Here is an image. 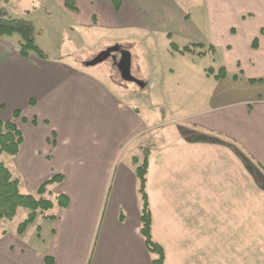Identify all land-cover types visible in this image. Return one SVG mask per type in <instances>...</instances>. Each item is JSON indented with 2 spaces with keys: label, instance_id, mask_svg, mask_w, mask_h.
<instances>
[{
  "label": "crops",
  "instance_id": "0c3cea01",
  "mask_svg": "<svg viewBox=\"0 0 264 264\" xmlns=\"http://www.w3.org/2000/svg\"><path fill=\"white\" fill-rule=\"evenodd\" d=\"M54 1L93 36L162 29L146 19L147 0H74L75 10ZM194 9L195 20L185 16L186 44L170 41L184 68H162L150 81L130 82L143 90L160 81V97L150 105L130 103L127 87L97 69L101 62L87 63L94 66L89 69L47 54L7 58L8 69L0 68V118L11 120L8 111H20L13 120L23 141L16 155L2 154L0 162L5 157L19 190L36 197L40 184L62 179L46 186L52 212H37L34 219L46 224L32 243L23 233H6L0 221V264H43L47 256L54 264H155L157 255L141 233L135 173L158 120L154 106L174 124L165 143L146 149L150 232L162 264H264V95L241 98L231 84L223 85L227 79L264 81V0H195ZM163 13L182 18L178 6ZM191 30L192 40L202 41L193 46L208 44L213 53L220 48L224 77L198 67L195 59L207 51L189 46ZM60 194L64 207L56 203Z\"/></svg>",
  "mask_w": 264,
  "mask_h": 264
},
{
  "label": "rangeland",
  "instance_id": "374dc122",
  "mask_svg": "<svg viewBox=\"0 0 264 264\" xmlns=\"http://www.w3.org/2000/svg\"><path fill=\"white\" fill-rule=\"evenodd\" d=\"M147 1L149 3V7L144 9L146 19L150 16V19H154L156 25L162 27V29L161 31L155 30L153 32L144 31L141 32L143 33L142 35L133 30L123 33L121 31L110 32L102 30V33L98 32V35L93 36L88 33V30L78 29L77 26H75L76 23L67 13L60 11L61 9L54 8L55 4L57 6L59 4L54 0H0V15L10 18H23L31 20L35 25L34 41L41 47L43 52L47 54L48 57L53 60H64L71 65L77 67L80 66L81 68L87 67L89 69H93L94 66L85 65L95 58L100 52L113 45L123 43L122 45H127L126 51L131 54V57L133 55L132 60L130 59L131 75L135 78L137 77V79L139 78L138 80L144 78L145 80L150 81L151 73H156L158 72L157 70L161 71L162 68H174L177 69V71L184 68L182 66L184 59H181L179 55L172 51L173 48L170 45V41L177 43L179 47H183V45L186 44H183L184 37L181 36L182 32L186 30V24H188L184 23L187 20L185 16L189 13V17L193 21L196 12L194 9L195 0ZM177 6L181 7L182 18L175 19L170 16V14L168 15L163 13V11H173V9ZM167 23H170V25H167ZM193 32L194 31L191 30L189 36L190 40L188 41L191 43V45H189L191 47L193 46L192 43L195 41L202 42L200 39L192 40ZM168 35L170 38L167 37ZM202 36H204V33ZM114 37L118 38V40L115 41L117 43L112 44L111 41L113 40L111 39ZM85 38L86 40L83 43L82 40ZM193 47H196L195 50L198 53L207 51L205 56L200 58L197 57L195 59L199 68L201 66H205L207 68L211 67L215 69V72H218L220 68L223 67V63L221 62V60H223V55L220 53V48L213 53L208 51V44L205 46L198 44ZM182 49L183 51L186 50L185 48ZM7 53L8 55H6ZM17 54L18 47L15 37L0 38V58H4L0 63V68L7 70L8 68L6 67L8 66V63L6 61L13 57V55ZM120 57L121 52L119 51V53L116 54V60H114L111 56L110 58L97 64V69L103 70V73L106 72V74L110 76L109 78L111 80L116 81L119 84L122 82L121 85L124 86V88L125 86L127 87V89H123V91H126L130 96V103L136 104L137 101V103L141 102L143 104L150 105L153 97H160V81H157L152 89L147 88L143 90L134 88L133 86L135 85L130 82L122 81L118 69H115L114 67V64L116 63L117 65ZM160 63H163L162 66H160ZM227 84H231L234 87L232 89L237 91L241 98L257 96L259 94L264 95V81L249 83L248 80L244 78H240L235 82L231 79H227L223 85L226 87ZM154 108H156L155 111L158 113V120H154L152 124L150 133L151 136L149 137V141L144 143L143 152H145L150 146L152 147L153 145L165 143L168 140V130H170V128H174V124L168 122L169 118L167 115L165 116L163 113L161 114V110H158L159 108L156 106H154ZM14 112L15 111H8L7 118L10 117L11 120L16 119V121H18V118H20L22 113L17 111L19 114L15 117L13 114ZM174 113H176L175 116H178L177 112ZM13 122H15V120H13ZM6 160L7 159L4 157L3 162L1 161L0 163L4 164L6 163ZM50 211L51 210H47L44 214H47ZM25 212L26 210L18 211L11 220H2L6 233L15 236L16 234L18 235L16 230L20 223L26 218L27 215ZM27 212L29 213L28 210ZM39 220L42 219H34V221L27 225L29 226L27 229L31 232H27V229L26 232H23L22 238L27 243H32L38 236L40 225L42 226V229L45 227V221ZM40 233L43 234L44 232Z\"/></svg>",
  "mask_w": 264,
  "mask_h": 264
},
{
  "label": "trees",
  "instance_id": "16d2710c",
  "mask_svg": "<svg viewBox=\"0 0 264 264\" xmlns=\"http://www.w3.org/2000/svg\"><path fill=\"white\" fill-rule=\"evenodd\" d=\"M64 5L70 10H75L74 0H64ZM35 25L31 20L23 18H10L0 15V38L15 37L18 47V55L22 58H28L30 55H35L41 59H47V55L43 52L40 46L34 41ZM172 48L178 50L174 44ZM256 38L251 41V47L256 48ZM186 49V48H185ZM184 49V50H185ZM224 72L220 68L216 78L224 77ZM16 117L19 113L15 111ZM189 140H206L218 142L214 138H188ZM23 141V135L17 124L13 120H3L0 118V156L2 154L14 156L17 154L19 147ZM147 152L143 153V160L135 169L138 178V193L141 199V233L145 238V243L149 250L157 255L155 264H162L163 252L161 248L152 240L150 232V210L147 202L146 193V173H147ZM250 170L252 167L246 165ZM61 176H53L49 180L40 184L36 190V197L33 194L22 193L19 190L17 179L13 178L10 170L0 163V221L11 220L19 209H27L29 211L27 217L17 228V233L22 234L27 225L31 223L37 212L44 214L45 211L53 207L51 200L44 197L46 186L52 182H60ZM66 197L64 195L56 196V203L60 207L66 206ZM46 214H44L45 216ZM47 217V215H46ZM43 264H54L50 257H45Z\"/></svg>",
  "mask_w": 264,
  "mask_h": 264
},
{
  "label": "water",
  "instance_id": "95a60500",
  "mask_svg": "<svg viewBox=\"0 0 264 264\" xmlns=\"http://www.w3.org/2000/svg\"><path fill=\"white\" fill-rule=\"evenodd\" d=\"M113 51H120L121 57L120 60L117 63V69L121 75V78L125 81L134 82L139 84V80H137L135 77H133L130 73V54L126 49H120L119 45L111 46L107 48L106 50L100 52L95 58H93L91 61H89V64H96L99 62H102L103 60L107 59L111 52Z\"/></svg>",
  "mask_w": 264,
  "mask_h": 264
},
{
  "label": "flooded vegetation",
  "instance_id": "af4514ba",
  "mask_svg": "<svg viewBox=\"0 0 264 264\" xmlns=\"http://www.w3.org/2000/svg\"><path fill=\"white\" fill-rule=\"evenodd\" d=\"M117 53H119V51H113V52H111V55L113 54V55H115V57H116V54Z\"/></svg>",
  "mask_w": 264,
  "mask_h": 264
}]
</instances>
